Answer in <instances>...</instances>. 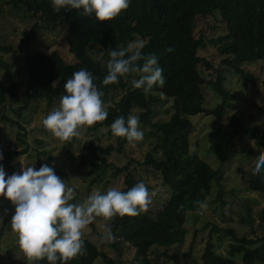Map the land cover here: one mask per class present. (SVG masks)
<instances>
[{"label":"trees","instance_id":"16d2710c","mask_svg":"<svg viewBox=\"0 0 264 264\" xmlns=\"http://www.w3.org/2000/svg\"><path fill=\"white\" fill-rule=\"evenodd\" d=\"M4 1L6 0H0V3ZM11 4L14 9L22 4L25 11L38 20L24 34L23 42L26 47H29L30 41L35 40L42 29H54L61 23H66L68 51L77 59L75 63H68L57 51L50 54L32 53L28 49L24 56V70L28 76L26 104L16 114L20 117L33 100L45 101L48 107H52L64 94V82L74 71L82 67L90 71L93 82L103 93L101 99L107 116L103 121L89 126L88 130L94 135L104 129L113 142L105 148L96 145L100 141L99 137L87 142L85 149L93 160L84 156V161L97 170L98 178L105 175L109 168L114 169L111 174L113 179L126 173L122 190H127L140 181L135 175L138 170L153 166L160 171L162 182L170 193L167 203H164L158 213L151 210L150 203L136 216H114L109 226L116 240L115 246L121 242L127 243L135 251L139 264H150L149 251L183 245L188 234V213L202 210L194 202L202 201L205 204L214 184L221 182L219 170L213 169L190 151V137L195 131L190 117L202 114L213 118L208 136V150L221 163H228L236 158L241 139H264V131L259 127L246 128L240 116L233 112L240 99L224 86L226 75L231 71L241 79L243 86L256 85V76L242 66L256 61L264 62V0H130L127 9L105 21L80 15L82 10L77 9L54 11L49 0H12ZM208 17L220 19L226 28L224 37L211 39L204 33L196 36L197 20ZM213 29L217 27L213 26ZM137 40L142 42V53H153L157 56L158 64L163 69L164 85L154 86L145 94L142 89L131 86V80L138 76L136 73H130L115 83L101 84L100 81L106 75L104 61L107 59V50L125 47ZM209 45L215 47L225 59L215 76L206 79L199 69L203 62L206 63L200 50ZM94 50L99 54L103 50L104 55L95 59L92 55ZM206 64L211 68L208 62ZM9 67L0 59V69L9 70ZM16 88L15 82H11L8 91L0 88V118L12 125L15 122L6 116L8 107L5 101L7 93L15 95ZM208 91L215 93L220 100L213 109L204 107ZM119 93L122 95L116 100L115 95ZM157 93L160 97L155 95ZM163 97L173 101L174 113L169 120L158 121V106ZM129 113L137 115L138 124L151 128L150 135L155 137L153 152L147 153L143 162H138L133 169L130 168L131 163L116 167L108 162L112 153L122 154L132 144L124 137L113 136L108 127L116 117L123 115L126 118ZM24 137V134L18 133L21 144H25ZM73 142L74 137L67 141L66 147L70 149ZM38 144L43 145V142L38 141ZM259 145L264 146V142ZM27 152L26 149L11 151L5 163L9 164L14 158L26 155ZM38 155L41 156L40 153ZM253 155L254 150L249 153L250 157ZM42 163L52 166L60 178L65 175L59 168L47 162L39 161L37 168ZM238 171L243 173V170ZM247 189L264 196V179L261 174L251 173ZM223 195L221 190L218 199L224 208L226 203ZM258 218L259 227L264 230V210L258 213ZM254 221L252 207L247 206L240 216V223L249 226L254 233ZM213 231L230 236L234 243L230 244L228 256L218 255L209 234L201 257L202 264H264V235L252 239L248 236L239 237L232 229L214 227ZM82 240L83 252L66 264H95L98 259L107 264L114 263L89 239ZM191 255L192 250L184 254V258ZM237 258H240V262H237ZM27 262L26 258L17 264ZM32 264L48 262L40 260Z\"/></svg>","mask_w":264,"mask_h":264},{"label":"rangeland","instance_id":"374dc122","mask_svg":"<svg viewBox=\"0 0 264 264\" xmlns=\"http://www.w3.org/2000/svg\"><path fill=\"white\" fill-rule=\"evenodd\" d=\"M11 1L6 0L0 3V59L10 66L9 70L0 69V88L8 91L11 82H15L17 86L15 95L7 93L5 101L8 107L6 116L13 120L15 125L0 118V154L3 156L0 164H3L6 173L18 172L22 166L32 165L37 168L39 161L56 166L65 174L61 179L74 189L73 198L70 201L73 203L81 202L92 190L103 192L113 186L122 189L126 173L113 179L111 174L114 169L109 168L105 175L98 178L97 170L92 164L84 161V156L91 161L93 160L89 156L88 150L85 149L87 142L99 137L100 141L96 145L103 148L113 142L112 139L108 138L106 130L102 129L93 135L88 130L89 126H84L80 136L74 137L72 147L69 149L66 147L67 141H60L55 138L41 123L47 112L58 106L59 100L52 107H48L45 101L33 100L30 107L25 109L20 117L16 114L26 104L28 76L24 70V56L28 49L32 53L50 54L57 51L68 63H75L77 59L68 51L66 41L68 25L66 23H61L54 29H42L38 32L37 38L30 41L29 47H26L23 42L24 34H27L38 20L27 13L22 4L18 9H14ZM213 26H216L217 29L214 30ZM201 33H204L207 38H221L226 35V28L221 24L218 17L217 19L201 18L196 22L195 34L199 37ZM141 43L140 40H137L132 45H141ZM92 55L95 59L100 58L98 51H92ZM200 55L211 66L208 68L204 62L199 66L203 77L206 79L214 77L225 57L210 45L206 49L200 50ZM242 67L256 76V85L243 86L241 79L231 71L226 75L227 80L224 86L240 99L236 104V110L233 112L240 116L243 125L246 128L259 127L264 131V62L246 63ZM121 95L122 93L115 95V99L117 100ZM155 95L160 97L158 93ZM206 97L205 109H213L220 103L219 98L212 91H208ZM173 113V101L163 97L158 106L156 120L167 121ZM190 120L195 126V131L190 137V151L213 169L219 170L221 182L214 184L211 195L200 212L188 213V234L184 244L168 249L149 251L150 264H194V262L202 264L201 257L209 234H211L215 244V252L218 255L228 256L230 244L234 241L224 233L213 231L214 227L232 229L237 232L239 237L248 236L256 239L264 235V230L259 227L260 220L258 218V213L264 210V196L247 189L248 179L252 173L253 161L258 154V149L252 146L250 140L241 139L236 158L228 163H221L208 150V136L213 118L200 114L190 117ZM138 126L143 131V139L130 144L127 151L122 154L112 153L108 160L110 164L116 167H124L131 163L129 165L133 169L138 162H143L147 153L153 152L155 137L150 135L151 128L140 124ZM18 133L25 135V144L19 142ZM38 141H42L43 145H39ZM263 142V138L254 139L257 147H260L259 144ZM25 149L28 150L26 155L14 158L9 164L5 163L9 152H19ZM252 150H254L255 155L250 157L249 153ZM43 152H46V155H43ZM158 156H160L159 153ZM238 170H243V173H239ZM135 175L138 180L145 183L150 193H155L151 200V210L158 213L167 203L170 194L162 182L160 171L150 166L138 170ZM96 179L97 181L94 182ZM107 182L108 184H106ZM221 190L224 193L222 198L226 203L224 208L218 199ZM247 206H251L253 210L254 233L249 226L240 223V216L243 215ZM5 209H7L6 213L4 212ZM13 210L14 205L0 195V264H17L22 259L26 260L17 245L16 233L10 228L9 221ZM111 220L112 218L109 220L102 217L95 218L83 230L81 238L93 242L100 251H104L107 257L113 260V264H139L136 260L135 251L127 243L121 242L120 245L115 246V239L111 241L99 239V232L103 230L106 224L109 225ZM190 250H192V255L187 259L184 258V254H188ZM163 252H166L165 255L161 254ZM237 262H240V258H237ZM32 263L28 260L25 264ZM95 264L107 263L98 259Z\"/></svg>","mask_w":264,"mask_h":264},{"label":"clouds","instance_id":"9594fccd","mask_svg":"<svg viewBox=\"0 0 264 264\" xmlns=\"http://www.w3.org/2000/svg\"><path fill=\"white\" fill-rule=\"evenodd\" d=\"M54 11L77 9L79 14L94 17L98 21L111 20L128 8L130 0H49ZM141 45L109 48L104 61L106 75L100 81L103 85L126 78L130 73L138 76L131 80V86L148 94L155 87H162L165 79L158 58L153 53L144 54ZM104 55L101 50L100 56ZM93 74L80 68L64 82V94L58 106L42 118L43 127L60 141L79 137L84 126L103 121L107 112L103 107V96L93 82ZM113 136L124 137L129 143L143 139L138 126L137 115L116 117L109 125ZM258 149L252 172L264 179V146ZM3 159L0 154V160ZM73 187L56 175L49 164L39 168L32 165L21 167L18 172L6 174L0 164V195L14 205L10 217V228L16 233L17 245L24 256L32 262L46 260L48 264H66L83 252L82 232L97 217L109 220L114 216H136L151 203L152 196L143 181L122 190L109 187L101 192L92 190L81 202H70ZM200 209L202 201H195ZM182 208L183 205H180ZM7 212V209L4 210ZM101 241H111L114 234L109 225L99 232Z\"/></svg>","mask_w":264,"mask_h":264}]
</instances>
